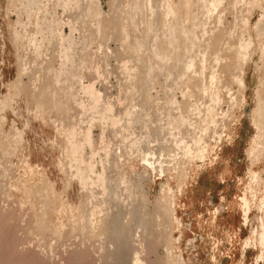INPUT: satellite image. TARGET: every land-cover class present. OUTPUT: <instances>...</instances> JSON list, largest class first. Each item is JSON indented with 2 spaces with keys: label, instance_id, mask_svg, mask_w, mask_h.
Masks as SVG:
<instances>
[{
  "label": "rangeland",
  "instance_id": "rangeland-1",
  "mask_svg": "<svg viewBox=\"0 0 264 264\" xmlns=\"http://www.w3.org/2000/svg\"><path fill=\"white\" fill-rule=\"evenodd\" d=\"M0 264H264V0H0Z\"/></svg>",
  "mask_w": 264,
  "mask_h": 264
},
{
  "label": "bare ground",
  "instance_id": "bare-ground-1",
  "mask_svg": "<svg viewBox=\"0 0 264 264\" xmlns=\"http://www.w3.org/2000/svg\"><path fill=\"white\" fill-rule=\"evenodd\" d=\"M172 40H173V39H172ZM173 41H174V40H173ZM157 52H158V51H157ZM172 53H173V52H172ZM165 56H166V55H165ZM175 57H176V56H175ZM161 58H162V57H161ZM181 66H182V65H181ZM87 141H88V140H87ZM74 145H75V144H74ZM110 186H111V185H110ZM113 224H114V223H113ZM114 226H115V225H114ZM115 228H116V226H115ZM114 230H115V229H114ZM115 231H116V230H115ZM115 231H114V232H115ZM120 235H121V234H120ZM119 237H120V236H119ZM114 239H115V238H114ZM118 248H119V247H118ZM116 250H117V249H116ZM39 253H40V252H39ZM113 258H114V257H113ZM134 259H135V258H134ZM119 261H120V260H119ZM134 262L137 263L138 260L136 259V260H134Z\"/></svg>",
  "mask_w": 264,
  "mask_h": 264
}]
</instances>
